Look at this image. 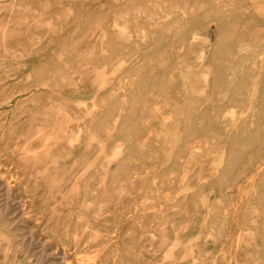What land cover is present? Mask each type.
Segmentation results:
<instances>
[{
  "label": "rangeland",
  "instance_id": "1",
  "mask_svg": "<svg viewBox=\"0 0 264 264\" xmlns=\"http://www.w3.org/2000/svg\"><path fill=\"white\" fill-rule=\"evenodd\" d=\"M0 264H264V0H0Z\"/></svg>",
  "mask_w": 264,
  "mask_h": 264
}]
</instances>
